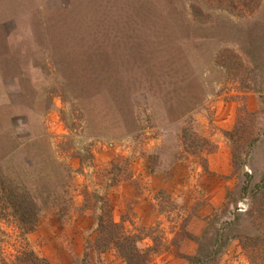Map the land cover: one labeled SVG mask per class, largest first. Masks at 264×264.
<instances>
[{
	"label": "rangeland",
	"instance_id": "rangeland-1",
	"mask_svg": "<svg viewBox=\"0 0 264 264\" xmlns=\"http://www.w3.org/2000/svg\"><path fill=\"white\" fill-rule=\"evenodd\" d=\"M230 2L0 0V173H26L28 157L33 181L49 158L73 169L69 194L44 206L25 235L39 255L52 264H126L115 248L96 246V194L143 237L141 248L154 247L149 264H191L196 239L236 211L233 232L256 231L255 190L243 185L246 172L252 183L264 177V66L225 63L243 53L229 38L234 22L263 50L264 0ZM243 110L255 112L245 135L260 138L234 167L226 132ZM57 171L48 169L47 185L61 192ZM16 224L0 217V264L23 246ZM219 264H251L238 238Z\"/></svg>",
	"mask_w": 264,
	"mask_h": 264
},
{
	"label": "trees",
	"instance_id": "trees-1",
	"mask_svg": "<svg viewBox=\"0 0 264 264\" xmlns=\"http://www.w3.org/2000/svg\"><path fill=\"white\" fill-rule=\"evenodd\" d=\"M239 1L244 3L246 0ZM239 1L233 0V2L230 3L233 8H236L240 3ZM191 5L198 9V4L196 2L194 4L191 3ZM223 10L225 9L222 8V11ZM200 13L202 14V11ZM205 16L195 21L198 28H203L205 23H213L216 21L215 18L217 19L216 15L215 17L211 16L209 18ZM245 33L246 29L243 23H233L229 38L235 42L238 50L241 49L243 53L231 51V61L229 60V62L227 61L225 64L228 66L237 65V68L239 64H242V57H246L247 60L253 62L258 61L262 68V64L264 66V47L261 48L263 49L262 51L250 48L249 31L246 35ZM237 34L242 36L236 38ZM239 37L243 38V40H240ZM232 61H235V65H233ZM256 69L257 68L254 66L248 70L253 80L258 77ZM122 96L125 97L127 94L122 92ZM262 99L264 104V96ZM263 110L264 108H262V112L264 113ZM243 111L245 113V119L238 118L236 127L226 132L230 135V138H232V164L234 167H240L245 163L243 154L245 153L247 156L250 155L254 143L260 138V136H250L248 138L245 135L253 129L251 122H246V119H250L251 121V116L255 114V112L249 110ZM244 135L246 138L243 137ZM28 158L29 159L25 161V170H28L26 173L19 174V176L14 179H12V176L9 174L0 173V217L13 216L17 220L16 225L20 234L23 235V246L13 255L12 264H52L46 257L39 255L29 246V242L26 240L25 235L36 228L39 212L44 206L56 201L58 196L69 194L73 169L66 163H57L54 159L49 158L48 161L34 168L38 169V171L33 181L30 179V175L27 174L30 170H33L31 168L33 163L29 164V162H33V160L31 157ZM48 169L49 171L54 170L55 172L58 169L61 171L59 179L61 192H59V189L54 190L47 185L51 175L46 174ZM59 171H57L55 175L58 178ZM245 174L246 182L243 185V190L245 192H250L252 189V191L255 190L253 197L256 200L253 202L254 207L250 219L255 221L256 231L254 233L245 234L233 232V228L235 229L237 227L238 221L242 217V214L236 211L234 213V218L227 220L223 226L214 228V225H212L203 236L196 239L198 250L195 254L188 256L191 264H219L220 256L223 254L227 243L234 238L240 240L251 264H264V177L252 183L253 175L248 172ZM259 196L260 198H258ZM96 197L102 204L100 208L102 211L97 215L98 224L94 240L97 248L102 251L115 248L119 255L125 259L126 264H149L153 256L154 247L151 245L146 248H141L138 242L142 240L143 237L140 234L131 232L125 224L119 223L113 218V208L106 196L96 194ZM7 262V259L2 261L3 264H7Z\"/></svg>",
	"mask_w": 264,
	"mask_h": 264
}]
</instances>
